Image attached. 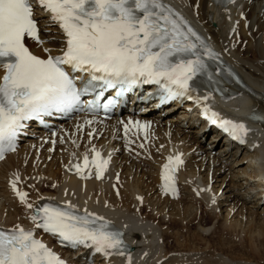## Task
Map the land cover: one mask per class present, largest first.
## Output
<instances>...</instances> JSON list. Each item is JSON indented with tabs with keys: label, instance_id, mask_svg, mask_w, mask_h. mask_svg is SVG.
I'll list each match as a JSON object with an SVG mask.
<instances>
[{
	"label": "bare ground",
	"instance_id": "bare-ground-1",
	"mask_svg": "<svg viewBox=\"0 0 264 264\" xmlns=\"http://www.w3.org/2000/svg\"><path fill=\"white\" fill-rule=\"evenodd\" d=\"M167 1L190 16L217 49H230L226 57L250 85L263 93L260 98L246 94L231 98L226 101L227 108L242 113L243 118L254 109L264 113V43L260 37L264 30V0H248L226 8L211 0ZM242 9L249 26L246 29L244 21H240L241 43L236 45L228 35L232 21L239 19ZM53 30L59 35L58 26L54 25ZM244 40L247 44L242 49ZM31 47L34 53L45 56L42 47L35 42ZM254 49L256 52L252 53ZM173 117L166 120L172 122L168 131L166 122L156 125L160 141L143 137L136 142L128 138L136 142L135 153H126L124 145L117 142L112 127L100 138V130L93 136L86 130L80 142L73 136V124H67L68 134L59 139L54 153L48 151V145H42L47 135L39 132L42 140L28 139L30 142L0 164V226L31 227L30 210L15 202L8 192V177L16 171L28 190V202L33 205L40 200L59 197L91 207L116 223L131 218V222L122 223L138 252L132 264H156L160 260H163L161 264H263L254 261V257L246 259L262 253L257 243L264 239V123L254 124L257 128L254 139L247 146L238 147L228 143L213 128L206 142L204 123L198 112L179 110ZM169 135H172L173 146L167 140ZM161 144L172 153L182 151L187 157L184 171L178 176L181 191L173 198L159 188L158 163L165 153ZM93 146L103 149L110 160L108 180L80 182L65 175L63 167L70 165L73 153L78 152L80 158L83 156L80 150L92 153ZM190 150L191 156L188 155ZM230 234L250 235L248 241L253 246L246 252L250 255L248 258L241 260L229 253L236 248L242 249V253L247 251L244 238L248 237L234 244L226 241ZM47 240L52 244L49 238ZM83 252L85 249L63 252V256L74 264H84L78 258ZM94 261V264H109L99 256H95ZM112 263L124 264V260Z\"/></svg>",
	"mask_w": 264,
	"mask_h": 264
},
{
	"label": "snow or ice",
	"instance_id": "snow-or-ice-1",
	"mask_svg": "<svg viewBox=\"0 0 264 264\" xmlns=\"http://www.w3.org/2000/svg\"><path fill=\"white\" fill-rule=\"evenodd\" d=\"M34 4L49 14L43 29L34 16ZM52 25L58 26L59 35L52 33ZM26 39L41 46L46 56L34 54L26 46ZM217 57L164 0H0V159L4 152L15 150L23 122L40 119L52 110L68 111L81 102L84 94L99 96L97 89L154 83L163 93L162 102L178 97L196 104L206 102L211 92L204 96L193 93L198 90L197 78L214 80L208 60ZM71 73L86 74V78L80 77L82 86L77 87V78ZM114 103L109 99L104 110L107 112ZM93 104L89 101L88 108L94 111ZM203 114L233 138L245 142L248 129L244 123L220 118L207 103L203 104ZM136 124L140 126L139 122ZM127 131L125 125L126 135ZM91 151V160L85 153L83 164L72 167L87 178L84 170L88 169L91 175L94 166L95 178L101 179L109 160L101 157L95 146ZM182 163L177 154L169 156L162 166L165 194H177L174 172ZM19 180L16 174L9 184L30 210L29 219L35 228L58 237L61 243L90 248L105 258L114 253L125 255L123 234L111 221L87 208L81 211L69 201L33 205L28 202V193L18 189ZM0 264L65 261L35 238L34 229L16 225L0 229Z\"/></svg>",
	"mask_w": 264,
	"mask_h": 264
},
{
	"label": "rangeland",
	"instance_id": "rangeland-1",
	"mask_svg": "<svg viewBox=\"0 0 264 264\" xmlns=\"http://www.w3.org/2000/svg\"><path fill=\"white\" fill-rule=\"evenodd\" d=\"M53 29V27L51 26V30ZM254 30V32L257 30V28L255 27L254 29H252V31ZM260 37H261V39L263 40L262 42L264 43V30L261 32V35H260ZM246 48V44L244 43L243 44V46H242V49H245ZM256 52V50L254 49V51L252 52V53H255ZM251 54V53H250ZM232 172V171H231ZM54 185H55V183H54ZM185 231V230H184ZM248 237V238H244V237ZM249 234H247V235H239L238 237H236V236H234V235H231L230 234V236H229V238H226V239H229V240H226V241H228V242H231V243H234V244H237V243H239L240 242V239H242V237L244 238V240L246 241L247 240V251H245V252H243L242 253V251H240V250H242V249H233V250H229L230 252V254H233L235 257H237L238 259L240 258L241 260H244V259H246V258H248L250 255H248L246 252H250L249 250H250V246L252 245L253 246V244H252V242L250 243V241H248V239H250L249 238ZM216 236H214V238H215ZM234 237V238H233ZM262 240H264V239H260L259 241H258V243H257V246L258 247H260L261 249H260V251L262 252V253H256V254H254V256H250V258H248V259H246V260H253L254 259V261H256V262H261V263H263L264 264V256L262 257V256H260V255H262L263 253H264V241H262ZM260 243V244H259ZM256 244V243H255ZM260 245V246H259ZM255 247V246H254ZM256 248V247H255ZM227 249V248H226ZM249 249V250H248ZM225 250V249H224ZM238 250V251H237ZM237 252H238V254H237ZM257 255V256H256ZM264 255V254H263ZM259 256V257H258ZM244 257V258H243ZM254 257V258H253ZM251 258H253V259H251ZM259 258V259H258ZM261 259V260H260ZM263 259V260H262Z\"/></svg>",
	"mask_w": 264,
	"mask_h": 264
}]
</instances>
